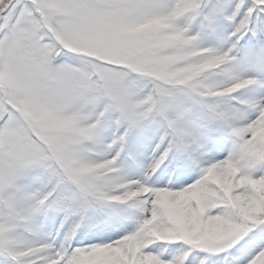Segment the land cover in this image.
<instances>
[{
  "label": "snow or ice",
  "instance_id": "snow-or-ice-1",
  "mask_svg": "<svg viewBox=\"0 0 264 264\" xmlns=\"http://www.w3.org/2000/svg\"><path fill=\"white\" fill-rule=\"evenodd\" d=\"M0 264H264V0H0Z\"/></svg>",
  "mask_w": 264,
  "mask_h": 264
}]
</instances>
